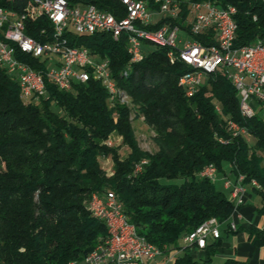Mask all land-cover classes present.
<instances>
[{
  "label": "trees",
  "instance_id": "1",
  "mask_svg": "<svg viewBox=\"0 0 264 264\" xmlns=\"http://www.w3.org/2000/svg\"><path fill=\"white\" fill-rule=\"evenodd\" d=\"M84 1L118 14L125 11L120 0ZM190 1L180 0L181 21L189 14ZM211 1L235 8L236 46L264 39V0ZM0 4L29 8L34 18L27 20L26 33L39 39L55 33L33 1ZM67 32L72 44L109 58L119 88L133 105L118 94L112 97L92 76L69 89L48 81L46 95L26 99L18 79L0 62V264L82 260L107 235L105 220L88 205L95 191L107 190L115 191L148 240L165 252L184 248L176 262L196 264L183 236L211 216L230 227L235 208L228 193L201 174L206 165L214 163L218 172L228 167L244 174L246 182L256 179L253 187L264 201V117L242 113L238 89L223 70L209 73L188 95L179 79L190 66L173 61L168 47L146 49L141 60L131 61L126 34L116 38L108 31ZM18 56L46 67L39 56L20 50ZM132 108L155 129L157 150L140 146ZM230 120L245 132L235 134ZM113 132L130 148L124 157L107 141ZM108 155L114 161L111 175L101 161ZM142 158L147 162L136 170ZM248 232L253 243H264V228L253 224ZM219 240L207 243L209 257ZM222 264L240 262L227 258Z\"/></svg>",
  "mask_w": 264,
  "mask_h": 264
},
{
  "label": "built area",
  "instance_id": "2",
  "mask_svg": "<svg viewBox=\"0 0 264 264\" xmlns=\"http://www.w3.org/2000/svg\"><path fill=\"white\" fill-rule=\"evenodd\" d=\"M43 1L45 11L53 12L55 17L52 26H57V33H49L44 39L26 33L27 20L34 18L29 8L13 10L0 4V62L7 70L18 73L22 96L26 99L46 95L48 81L69 89L74 82L86 81L91 76L99 79L112 97L118 94L122 100V96H129L119 88L109 58L90 52L86 46L72 44L67 34L69 30L82 33L107 28L114 30L118 38L121 36L118 28L126 27L131 61L144 57L143 36L159 37V44L155 46L171 41L168 52L173 53V61L182 60L190 66L180 75L188 95L195 93L207 76L197 72L196 62H206L223 70L232 80L248 115L256 112L253 102L264 104V39L236 46L238 23L231 8L211 0H192L188 5L189 14L181 21L180 0H120L130 3V11H124V14L84 0ZM183 32H189L191 38ZM18 50L39 56L46 67H35L19 57ZM229 124L235 134L245 132V128L235 121L230 120ZM145 162L147 158H142L135 169H140ZM217 173L214 163L201 171L202 175L214 180ZM244 179L242 173L237 175L236 181L225 179L235 204L234 212L245 201ZM251 183L258 185L256 179ZM88 205L94 215L105 220L107 235L82 260L73 259L68 264H162L155 258L165 251L139 232L115 191H95V197H90ZM221 223L216 216L203 220L183 236V243L206 247L209 236H221ZM230 227L237 228L235 220L230 221Z\"/></svg>",
  "mask_w": 264,
  "mask_h": 264
},
{
  "label": "crops",
  "instance_id": "3",
  "mask_svg": "<svg viewBox=\"0 0 264 264\" xmlns=\"http://www.w3.org/2000/svg\"><path fill=\"white\" fill-rule=\"evenodd\" d=\"M226 172L220 171L217 175L224 180V190L230 194V187L225 184V179L237 180V175L226 167ZM245 186V201L233 212L231 220L237 223L236 229H231L227 222L221 223V236L218 243L212 245L214 252L209 257L208 247L190 246L188 251L197 260L196 264H222L227 258L237 259L240 264H264V243L255 244L249 237L248 229L255 224L264 228V201L261 195L254 189L251 182H243ZM216 238L209 236L207 243H213ZM184 248H175L156 256L155 260L162 264H178L177 257L184 253ZM180 264H186L181 262Z\"/></svg>",
  "mask_w": 264,
  "mask_h": 264
},
{
  "label": "rangeland",
  "instance_id": "4",
  "mask_svg": "<svg viewBox=\"0 0 264 264\" xmlns=\"http://www.w3.org/2000/svg\"><path fill=\"white\" fill-rule=\"evenodd\" d=\"M183 33L186 35V37L191 38V34L189 32H183ZM144 47L147 50H151L155 47V45L151 42H146L144 43ZM123 101H128L131 105H133L129 96L125 97ZM253 104H254V108L256 112L264 117V104L260 102H256V101L253 102ZM131 117L133 118L132 122L135 128L136 136H137L140 146L145 149L152 150V151L157 150L158 144L155 140V129L151 125H149L146 122V120H144L143 116L139 114L134 108H132ZM246 136L248 137L250 141L254 140L251 135L246 134ZM108 140L111 141V143L109 144L114 145L118 148V152L120 153L121 157H124L130 150V148L125 143H123L122 136L116 132L111 133ZM101 161H102L104 168L107 171V174L109 175L113 174L114 161L111 155L101 157ZM218 176H216L215 184L218 188L224 190V186H223L224 180H222V178ZM165 180L171 181V182H180L181 178H171V179L166 178ZM89 199H88V202H89Z\"/></svg>",
  "mask_w": 264,
  "mask_h": 264
},
{
  "label": "bare ground",
  "instance_id": "5",
  "mask_svg": "<svg viewBox=\"0 0 264 264\" xmlns=\"http://www.w3.org/2000/svg\"><path fill=\"white\" fill-rule=\"evenodd\" d=\"M33 1L36 5H38V7L43 11V13L47 16V18L50 20V22L54 25L55 24V17L53 15V12L50 11H45V2L43 0H31ZM122 6H124V10L125 11H130V3L129 2H121ZM234 11V14L236 12L234 7H229ZM55 28V33H57V26H54ZM95 31H108L110 32L114 37H116L114 30H109L107 28H100V29H93L92 31H86V32H82V33H92ZM126 34V27H119L118 28V35H123ZM146 42H151L154 45H158L159 44V37L157 36H143V43ZM163 46L164 47H168L171 48V41H163ZM170 54H173L172 52H170ZM196 70L197 72L201 73V74H209L213 71L216 70H220V68H218L217 66L211 65V64H207L206 62H196ZM11 75H13L14 77H16L18 79V73L14 72L13 70H7ZM214 74V73H212ZM179 83L182 85V76L179 79ZM125 97L127 96H122V101L125 99ZM240 108L243 114L248 115V111L245 107V105H241L240 102ZM92 197H95V193L92 194ZM107 225V224H106Z\"/></svg>",
  "mask_w": 264,
  "mask_h": 264
}]
</instances>
